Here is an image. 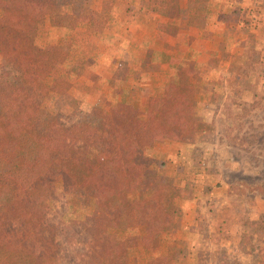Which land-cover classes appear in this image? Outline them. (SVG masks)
Wrapping results in <instances>:
<instances>
[{
    "label": "rangeland",
    "instance_id": "374dc122",
    "mask_svg": "<svg viewBox=\"0 0 264 264\" xmlns=\"http://www.w3.org/2000/svg\"><path fill=\"white\" fill-rule=\"evenodd\" d=\"M115 1L57 0L55 11L73 21L64 27L45 19L24 42L42 49L37 64L44 75L35 90L48 111L67 122L78 111L117 103L144 119L149 99L164 94L177 67L194 63L190 85L205 130L191 141L159 139L145 150L168 187L173 228L156 246L134 239L125 248L128 263L165 256L163 264H263L264 28L256 32V23L264 3L208 0L192 25L187 0L160 8L158 17L146 13L160 10L153 0ZM161 34L175 35V44L162 38V45ZM21 143V154L34 158L38 144L27 135ZM57 194L52 202L41 195L51 219L91 212ZM8 198L0 191V204ZM110 201L117 204L116 195ZM143 228L130 216L109 233L120 244L140 237ZM68 255L61 264H71Z\"/></svg>",
    "mask_w": 264,
    "mask_h": 264
},
{
    "label": "trees",
    "instance_id": "16d2710c",
    "mask_svg": "<svg viewBox=\"0 0 264 264\" xmlns=\"http://www.w3.org/2000/svg\"><path fill=\"white\" fill-rule=\"evenodd\" d=\"M153 1L154 10L178 2ZM56 2L0 0V191L9 197L0 204V264H61L69 250L71 264H129L125 248L134 239L156 246L173 228L168 187L145 150L159 139L186 142L205 130L190 85L197 71L193 62L178 66L164 94L149 99L144 119L130 105L117 103L78 111L77 118L64 121L35 90L44 75L37 64L42 49L24 42L45 19L64 27L73 21L55 11ZM207 2L187 0L190 24ZM22 135L38 144L32 159L21 154ZM58 192L91 212L51 219L41 195L52 202ZM130 216L144 233L113 242L109 230Z\"/></svg>",
    "mask_w": 264,
    "mask_h": 264
},
{
    "label": "crops",
    "instance_id": "0c3cea01",
    "mask_svg": "<svg viewBox=\"0 0 264 264\" xmlns=\"http://www.w3.org/2000/svg\"><path fill=\"white\" fill-rule=\"evenodd\" d=\"M133 0H127V2H126V4L127 5H130L131 3L130 2H132ZM251 1H253V0H251ZM118 2H123V0H116L115 1V3H117L118 4ZM240 2H241V6L243 7V6H245L246 4L247 5H250V6H252L250 3V0H240ZM259 2H261V3H264V0H254L253 1V3L252 4H258ZM130 3V4H129ZM133 3V2H132ZM145 6H147V4L146 5H142L141 7H140V13L142 14L144 11H145ZM163 10H165V9H160L159 11H153L152 9H151V11L150 12H146L147 14H150V15H152V16H156V17H158L159 16V13L160 14H163ZM113 15V17L116 19V16L117 17H119V13H112ZM248 14V13H247ZM240 15L241 16H243L244 15V11H242L241 13H240ZM256 15H258V16H260V14L258 13V12H256ZM256 25H257V29H256V32H259L260 30H262V28H264V18H262L261 19V22H257L256 23ZM264 30V29H263ZM256 34H258V33H256ZM156 38H159L161 41V44L162 45H164V41H163V39L162 38H170L169 40H171V39H173V43H170V46L172 45H174L175 44V39H176V37H175V35L173 36L172 34L171 35H165V34H161L160 36H158V37H156ZM171 42V41H170ZM169 46V45H168ZM134 69H137V67H135ZM155 79V78H154ZM148 80H151V78H148Z\"/></svg>",
    "mask_w": 264,
    "mask_h": 264
}]
</instances>
